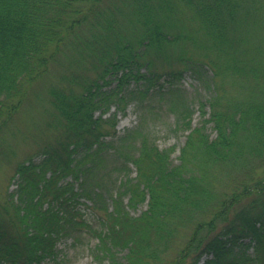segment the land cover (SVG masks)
Masks as SVG:
<instances>
[{
    "label": "trees",
    "instance_id": "1",
    "mask_svg": "<svg viewBox=\"0 0 264 264\" xmlns=\"http://www.w3.org/2000/svg\"><path fill=\"white\" fill-rule=\"evenodd\" d=\"M102 1L0 0V132L49 67H70L47 91L53 113L45 123L57 129L55 138L38 161L18 164L16 187L0 205V264H68L57 240L80 232L96 239L99 263L152 264L157 245L165 248L178 225L190 226V234L170 264L203 257V264H264V179H232L229 194L210 182L215 167L242 170L264 157V0H123L126 14L103 10ZM175 3L192 12L200 43L171 33ZM123 14L133 34L119 33ZM83 27L88 36L80 34ZM186 39L204 60L192 61L177 45ZM171 45L179 47L174 55ZM149 53L155 56L144 59ZM174 60L211 92L199 106L207 116L200 126L191 125L192 109L177 86L182 71L159 82L158 61ZM226 81L241 95L229 96ZM153 97L175 113V130H188L177 163L145 127ZM129 102L141 110L139 121L115 136L117 112L124 114ZM111 104L115 111L104 119ZM81 199L98 213L96 224L81 213ZM144 202V210L130 214Z\"/></svg>",
    "mask_w": 264,
    "mask_h": 264
},
{
    "label": "rangeland",
    "instance_id": "2",
    "mask_svg": "<svg viewBox=\"0 0 264 264\" xmlns=\"http://www.w3.org/2000/svg\"><path fill=\"white\" fill-rule=\"evenodd\" d=\"M99 7L103 10L117 8L124 14L127 12L123 0H103ZM124 14L118 17V19L121 20V22H119V24H121L119 33L122 35L128 33L133 34V27L126 24V17L125 19L123 17ZM173 18L177 23H175L176 26L171 30V33L182 32L184 34H190L198 43L203 40L202 34L198 28V23L195 21L190 10L175 3ZM86 30L87 27H83L81 33H78L88 36ZM177 45L181 46L182 49L183 47L187 49V55L192 57V61L204 60L201 56L202 52L196 47L191 46L192 43L187 39ZM173 46L171 45L169 48V54L174 55V53L179 50V47ZM153 56H155L153 53H149L144 59H152ZM156 69L161 74L159 82L165 81L167 79V74L172 71H182L180 79L177 81V86L183 90V95L188 101L187 104L190 105L192 109L190 117L191 125L200 126L202 120L207 116H201L199 106L201 102L205 103L206 99L210 96L211 92L209 89L197 79L191 68H185L184 64L177 60H174L171 64L158 61V67ZM62 73L70 74V67L68 65L62 66L60 63H55L49 67L46 74L26 90L20 110L0 132V205L8 202V193L16 187V177H14V173L18 164L26 162L30 158H32L33 161H38L42 146L47 142L53 141L55 138L57 129L54 127L48 128L46 126L48 119H50L53 113L49 104L47 91L50 87L58 85V80ZM206 75H211L209 69L206 71ZM229 84L231 85V82L229 83L226 81L224 83L229 96L235 98L236 95H241L235 90L237 88H235V85L230 86ZM163 101L153 97L146 102V106L151 105L153 108L151 113L147 112L145 114L144 124L157 148L159 150L171 149L170 159L174 163H177L179 151L186 140L188 130L182 128L183 126L181 127L182 129L179 128L175 130V113L173 114L167 111V103ZM204 110L207 111L208 115L209 109L207 106ZM114 111L115 106L111 104L107 113L102 117L105 119ZM142 111L145 110L142 109ZM156 111L158 113L154 114ZM139 113H141V110L137 108L134 102L127 103L124 114L117 112L115 119L116 124L113 130L115 136L123 135L127 130L134 128L139 121ZM97 115H99V111H96L93 116L96 117ZM102 127H105V125H102ZM105 129H108V127H105ZM113 132L110 131V134ZM206 133L210 135V138L215 136V132L211 129V123L206 124ZM109 137L110 136H106L105 138L109 139ZM130 167V177H134L135 168L133 166ZM211 173L214 174L211 181L209 180L214 185L212 189L215 192L223 191L229 194L233 191V186L231 187V183H229L232 182V179H234L235 182L247 184H253L256 179H264V157L256 158L246 169L232 170L228 166H221L212 169ZM47 175H49V172H47L46 176ZM60 182H62V180H60ZM253 198V195H251L247 199H243L238 207L230 209L227 214L228 217L235 213L236 208L238 209L241 205L248 204ZM126 199L127 196H124V201H126ZM80 202L79 207L81 208V213L92 224H96L98 213H96L94 209L91 210L88 201L81 199ZM107 202L108 207L111 208L110 200L107 199ZM145 207L146 203L144 202L130 210V214L137 216ZM209 217L210 213H208L205 219ZM217 228H219V224ZM189 234L190 226L178 225L175 228L174 236L170 239L165 248L161 247L160 243L157 245L155 239L152 238V244L160 247L158 259L153 261L152 264L173 263L179 256L180 250L183 248ZM95 245L96 239L84 232L74 233L72 236L61 237L56 243L60 256H64L68 264H104L105 262L99 263L93 257ZM40 264L52 263L45 259ZM198 264H202V262Z\"/></svg>",
    "mask_w": 264,
    "mask_h": 264
}]
</instances>
